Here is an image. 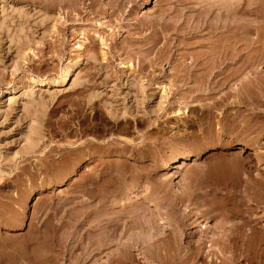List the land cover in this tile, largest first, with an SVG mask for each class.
<instances>
[{
    "label": "rangeland",
    "instance_id": "obj_1",
    "mask_svg": "<svg viewBox=\"0 0 264 264\" xmlns=\"http://www.w3.org/2000/svg\"><path fill=\"white\" fill-rule=\"evenodd\" d=\"M66 1L0 0V264H110L104 219L170 223L177 197L194 215L182 247L220 213L252 228L183 264H264V78L244 96L237 81L264 72V0H119L115 14L109 0ZM203 19L233 29L200 34ZM231 42L244 51L229 84L185 82L220 72L206 69L207 52ZM194 59L206 66L191 69ZM132 257L114 264H164Z\"/></svg>",
    "mask_w": 264,
    "mask_h": 264
},
{
    "label": "bare ground",
    "instance_id": "obj_2",
    "mask_svg": "<svg viewBox=\"0 0 264 264\" xmlns=\"http://www.w3.org/2000/svg\"><path fill=\"white\" fill-rule=\"evenodd\" d=\"M44 2L43 3H46L45 0H43ZM48 1V0H47ZM55 1V0H54ZM60 1V0H58ZM62 1V0H61ZM66 1V0H65ZM72 0H67L66 1V4L70 3V6H75L73 5V2H71ZM77 1V0H76ZM121 1V0H120ZM119 0H109V2L107 3L108 4V8L111 9V11H113L114 13V8L116 7V11H117V6L120 5V2ZM76 3V2H75ZM93 3V1H92ZM91 3L90 8L94 9L93 8V4ZM96 3V1L94 2ZM47 4V3H46ZM53 4V3H52ZM57 4V3H56ZM60 4V3H58ZM63 4V3H62ZM106 4V6H107ZM64 5V4H63ZM62 5V6H63ZM98 3L96 4V8L98 9L97 7ZM60 6V5H59ZM65 6V5H64ZM70 6H66V7H70ZM214 6V5H213ZM210 7V6H209ZM227 8V7H226ZM74 9V8H73ZM73 9H70L71 11H75ZM97 9L91 11L90 13H92L91 15L95 14V13H99L101 12L103 14V8L100 9L99 7V10L97 11ZM210 9V8H209ZM69 10V11H70ZM119 10V8H118ZM211 10V9H210ZM68 11V12H69ZM107 11V10H106ZM110 11V12H111ZM212 11V10H211ZM67 12V14H68ZM163 12V11H162ZM166 12V11H165ZM71 14V12H69ZM78 13V11H77ZM99 13V14H101ZM199 13V12H198ZM79 14V13H78ZM115 14V13H114ZM165 14V13H164ZM96 15V14H95ZM161 15H163V13H161ZM166 15V14H165ZM206 15H209V14H206ZM71 16V15H70ZM76 16V15H75ZM164 18V17H163ZM162 16L161 18H159L158 20H162L163 19ZM178 17L175 16V19H177ZM203 18V17H202ZM201 18V19H202ZM68 19V18H67ZM196 19V18H195ZM198 19V18H197ZM200 19V20H201ZM168 20V18H167ZM200 20L198 22H200ZM165 20H163L164 22ZM166 22V21H165ZM171 22V21H169ZM196 22V32H199L200 34H202L201 32L203 31H206L207 34H209L211 37H215L217 35H219L220 37V33L222 30H226L227 32L229 30H232L230 27V25L226 26L224 25H221L220 23L217 24V22L215 23H207V20L202 21V23H198ZM158 24H159V21H158ZM157 24V26H158ZM166 24V23H165ZM178 24V22H177ZM200 24V26L198 25ZM151 25V24H150ZM155 25V24H154ZM198 25V26H197ZM176 26V25H175ZM179 26V24H178ZM181 26V25H180ZM189 26V25H188ZM186 26V27H188ZM153 27V26H152ZM163 27V28H162ZM168 26H165V25H161V28L162 29H166ZM172 27V26H171ZM174 27V25H173ZM177 27V26H176ZM137 28V27H135ZM154 28V27H153ZM152 28V29H153ZM170 28V27H169ZM167 29L168 30H171V29ZM175 28V27H174ZM184 29V27H182ZM180 27H178L177 29L180 30L182 29ZM138 29V28H137ZM137 29H134V30H137ZM160 29V28H159ZM158 29V30H159ZM176 29V28H175ZM190 29V28H189ZM193 29H194V26H193ZM192 29V31H193ZM222 29V30H221ZM156 30V29H154ZM157 30V31H158ZM221 30V31H220ZM160 31V30H159ZM166 31V32H167ZM173 31V30H172ZM185 31H188V28L187 30ZM194 31V32H195ZM128 32V31H127ZM174 32V31H173ZM177 32V31H176ZM181 32V31H180ZM196 32H195V35H196ZM226 32V33H227ZM231 32V31H230ZM229 32V33H230ZM155 33V32H154ZM159 33V34H158ZM155 36L156 37H160L158 35H160V32H158ZM178 34L179 31L177 32ZM188 33V32H187ZM191 33V30L189 32V34ZM152 34V33H151ZM154 35H151L152 39H157V41L159 40V38H153ZM177 35V34H176ZM115 36V35H114ZM99 38V36H98ZM218 38V37H217ZM150 40V38H148ZM147 39V40H148ZM151 39V40H152ZM211 39V38H210ZM150 40V41H151ZM178 40V38H177ZM247 40V39H246ZM148 41V42H150ZM156 42V40H154ZM153 42V41H152ZM155 42H153L152 44H154ZM147 43V42H146ZM145 43V44H146ZM151 43V42H150ZM150 43L148 44V46H150ZM178 43V42H177ZM207 43V42H206ZM107 44V43H106ZM105 43H103V40L100 39V45H106ZM145 44L143 46H145ZM210 44V43H209ZM213 44V43H212ZM242 44V43H241ZM154 45H157L154 44ZM169 45V44H168ZM179 45V43H178ZM107 46V45H106ZM147 46V48H148ZM153 46V45H151ZM150 46V49L152 50L153 48H151ZM82 45L80 44L78 46V48H81ZM168 47V46H167ZM176 47V46H175ZM178 47V46H177ZM176 47V48H177ZM184 47V46H183ZM146 50H148L149 52V48ZM89 49V48H88ZM161 49V48H160ZM83 50V49H82ZM159 50V49H158ZM89 51V50H88ZM244 51V48L241 47L239 50H236L235 49V45L231 42V43H227L225 44L223 47L221 48H218V47H215V46H211V48H209V51L207 52V55L208 56L206 59V61L208 62V65L206 67V69H209L210 67L211 68H215L216 70L219 68L222 67V69L220 70V72H218L217 74L215 75H198V76H195V75H189V76H186L184 77V80L186 82L187 81H194L195 83L197 84H201V85H218V84H226L233 80L235 74H233L234 72L232 71V69H230V66L232 65V62L234 60H236L235 58H238V60L241 59V55H242V52ZM159 52V51H157ZM93 51L89 52V57H91L90 59H92L94 56H93ZM19 54V53H17ZM103 55H105L104 53H101ZM206 54V53H205ZM205 54H202L205 56ZM20 55V54H19ZM101 55V56H103ZM196 56V55H195ZM18 57V56H17ZM164 57V56H163ZM200 57V56H199ZM103 58V57H102ZM203 58V56H202ZM209 58V59H208ZM22 59V57H21ZM20 60L19 58L16 60V62ZM104 60V59H103ZM249 60V59H248ZM23 61V60H22ZM193 61V60H192ZM246 61V60H245ZM14 62V63H16ZM204 62V61H203ZM200 63V64H199ZM234 63V62H233ZM245 63V62H244ZM150 64V63H149ZM190 66V65H189ZM197 66H206V62L205 63H202V62H199V61H196L194 59L193 61V66L191 69H195L197 68ZM66 67V66H65ZM209 67V68H208ZM70 69V68H69ZM69 69L68 67H66L65 69H63V71H61V75L59 76L60 77V80L58 83H65L68 75H69ZM62 70V69H61ZM190 71V69H189ZM212 71V70H211ZM214 71V69H213ZM239 71V70H238ZM209 72V71H208ZM261 74H264V72L262 71H247L246 73H243V75H241V78L240 79H237L238 82L242 83V85L240 86L241 87V94L244 96L245 94V90L243 91V89L245 88V85L248 84L249 80L255 78H264V75L261 76ZM31 81V80H30ZM181 81V80H180ZM183 81V80H182ZM33 82V83H32ZM31 83L34 84V80L32 81ZM36 82V80H35ZM29 84V83H28ZM55 84V83H54ZM57 84V83H56ZM142 85V84H141ZM31 87V86H30ZM33 87V86H32ZM140 87V86H139ZM142 89V88H141ZM27 90V89H26ZM202 90V89H201ZM248 90V89H247ZM22 91V90H21ZM216 104V103H215ZM31 105V104H30ZM216 106V105H214ZM219 106V105H218ZM179 112V111H178ZM177 112V113H178ZM33 126V125H32ZM35 128L34 126L30 128V131H28V135L25 137V145L24 147H22V151L24 153H28L30 152L34 147L35 145L37 144L38 142V138H37V135H36V132H35ZM37 146V145H36ZM182 163H183V160L181 161V165L182 166ZM233 163V162H232ZM237 163V162H236ZM223 164V162H222ZM226 164V163H225ZM218 165H219V162H218ZM223 166V165H222ZM226 166V165H225ZM229 166V165H228ZM182 169V168H181ZM204 173V172H203ZM115 188V187H114ZM188 199V198H187ZM194 199V198H193ZM185 200H182L180 198H176L173 202L174 204L172 205L171 207V214L174 216V219H172V222L170 223H164V222H161L159 223L158 226H154L155 223L152 222V219L151 218H147L145 219V221L142 222L141 226H136L135 222V218L133 216H129V215H126V214H123V216H119V217H115V218H109L104 219V225H103V228H102V231H103V235H104V238H103V235L101 237V239L103 238L104 240L102 241V245L101 247H110L113 246L115 249L114 251H111L109 254L107 253V258H108V262L110 264H114V262L118 263L120 261V259L124 258V259H131L132 257V253L133 252H138L139 255H142L144 260L146 259V262L148 263V260L150 259H153V258H156L158 260H161L164 264H171L169 263L170 261L174 262L175 264H183L184 262L186 261H190L192 259H195V258H202L204 257L205 255V248H206V245L208 244V248H212L216 245H220L222 247H225L227 245H233L234 243L236 242H242L244 241L245 238H247V232H250L252 230L251 226L249 225V222H246V221H242V223L240 224H228L226 223L227 220L231 217L229 216L230 214L229 213H220V214H217V215H214L212 218H215V217H218L219 218V221L220 223L213 229V230H210L208 229L207 227L203 228V230L200 232V237H202L201 239H199L198 241H196V246L193 248L189 247V246H186V247H182V244H181V241H182V237L183 235H187V238L189 239H192V237H194V233L193 232H189L188 234L185 233V228H188L190 227V225L192 224L190 221V218L191 216H194L191 214V212H186V210H181V206H183V202ZM189 201V199H188ZM206 201V200H205ZM190 202V201H189ZM113 205V203H112ZM111 205V206H112ZM146 206V205H145ZM110 207V206H109ZM114 207V206H113ZM177 208V209H176ZM109 209V208H108ZM111 209V207H110ZM109 209V210H110ZM131 209V208H130ZM145 210V209H144ZM148 210V209H147ZM190 210V209H189ZM143 211V210H142ZM135 213V212H134ZM146 212H144L145 214ZM103 214V213H102ZM112 214V213H111ZM128 214V213H127ZM129 214H132V213H129ZM147 214V213H146ZM149 214V213H148ZM231 214H234V213H231ZM171 215V216H172ZM236 216H240L241 218H244L242 213L240 214H235ZM150 216V215H149ZM155 216V215H154ZM176 216V217H175ZM138 217V216H137ZM148 217V216H146ZM152 217V216H151ZM169 217V216H168ZM107 218V217H106ZM123 218L127 219L126 221L123 220ZM160 218V216H159ZM246 218V217H245ZM244 218V219H245ZM249 218V217H248ZM141 219V218H140ZM231 219V218H230ZM249 219H252V218H249ZM248 219V220H249ZM144 220V219H142ZM159 220V219H158ZM128 221V222H127ZM154 221V220H153ZM190 222L191 224L190 225H187L186 222ZM156 222V220H155ZM138 223V222H137ZM141 223V222H140ZM154 223V224H153ZM192 226V225H191ZM99 227V226H98ZM193 228V227H192ZM189 230V229H188ZM252 232V231H251ZM250 232V233H251ZM169 234V238H170V241H169V238H166L167 235ZM249 234V233H248ZM160 235H165V237H162V238H158V236L160 237ZM155 237H157V239H155ZM101 242V241H100ZM193 243V242H192ZM189 244V243H188ZM100 246V245H99ZM191 246V245H190ZM100 247V248H101ZM226 248V247H225ZM186 249V250H185ZM96 250V249H95ZM133 250V251H132ZM93 251V250H92ZM98 251V250H97ZM103 254V253H102ZM97 255V254H96ZM213 255V253H212ZM208 256V255H207ZM133 259V257H132ZM155 259V260H156ZM154 260V261H155ZM128 261V260H127ZM134 261V260H133ZM157 261V260H156ZM160 262V261H159ZM167 262V263H165ZM151 264V263H150Z\"/></svg>",
    "mask_w": 264,
    "mask_h": 264
}]
</instances>
